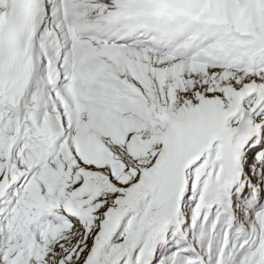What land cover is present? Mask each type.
I'll return each mask as SVG.
<instances>
[{"label": "snow or ice", "instance_id": "obj_1", "mask_svg": "<svg viewBox=\"0 0 264 264\" xmlns=\"http://www.w3.org/2000/svg\"><path fill=\"white\" fill-rule=\"evenodd\" d=\"M0 264H264V0H0Z\"/></svg>", "mask_w": 264, "mask_h": 264}]
</instances>
